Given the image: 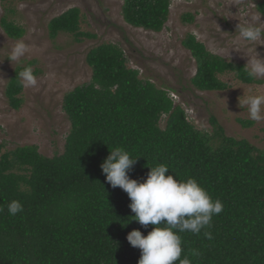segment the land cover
Listing matches in <instances>:
<instances>
[{"label":"trees","instance_id":"1","mask_svg":"<svg viewBox=\"0 0 264 264\" xmlns=\"http://www.w3.org/2000/svg\"><path fill=\"white\" fill-rule=\"evenodd\" d=\"M169 7V0H123L121 16L133 28L159 33ZM256 9L264 17V1ZM5 12L3 32L11 40L21 39L25 30L10 19L12 10ZM192 19L182 16L184 23ZM81 23L80 10L70 8L49 20L48 38L54 42L64 34L74 43L95 39L81 30ZM181 44L196 63L190 80L195 90H227L221 80L226 74L243 84H261L249 77L244 65L210 53L192 34ZM35 63L17 66L5 87L13 110L23 103L18 74ZM85 63L90 81L62 99L70 128L60 154L46 157L34 145L3 152L0 144V264H137L140 250L126 236L132 230L146 236L152 226L145 229L132 221L127 194L105 181L100 165L115 147L138 158L130 179L143 182L149 168L165 164L166 175L195 179L223 204V211L199 235L179 233L182 256L189 255L192 264H264V148L227 136L214 116L209 132L198 130L169 91L127 66L117 45L91 48ZM237 123L242 128L253 125L242 119ZM13 200L23 206L16 216L7 212ZM192 250L200 255L192 256Z\"/></svg>","mask_w":264,"mask_h":264},{"label":"rangeland","instance_id":"2","mask_svg":"<svg viewBox=\"0 0 264 264\" xmlns=\"http://www.w3.org/2000/svg\"><path fill=\"white\" fill-rule=\"evenodd\" d=\"M169 16L159 33L127 25L121 16L123 0H0V20L6 9L10 19L23 27L19 40H11L0 26V144L4 151L34 145L40 154L52 157L63 150L69 132V122L61 109L63 96L75 87L88 83L91 69L85 63L86 53L102 43L120 47L126 64L139 72L141 79L153 82L169 91L175 103L184 110L188 120L198 129L210 131V116H214L227 136L246 139L257 148H264V120L249 118L247 108L239 103L243 93L264 95L261 84L247 85L226 74L221 80L228 85L223 92H200L190 80L196 63L183 48L181 41L192 34L210 53L228 62L244 65L258 53L264 59V40L244 43L236 31L237 25H254L264 31V17L256 6L264 0H169ZM70 8L81 13V30L95 39L74 43L68 35H59L52 42L47 35V23ZM192 16L190 23L183 15ZM220 29V30H219ZM23 41L27 51L20 61L9 62L15 42ZM229 55V56H228ZM35 60L37 83L24 88L23 103L13 110L5 97V87L17 66ZM21 80V79H20ZM231 113V114H230ZM237 119L253 122L242 128ZM161 127L164 121H161Z\"/></svg>","mask_w":264,"mask_h":264},{"label":"clouds","instance_id":"3","mask_svg":"<svg viewBox=\"0 0 264 264\" xmlns=\"http://www.w3.org/2000/svg\"><path fill=\"white\" fill-rule=\"evenodd\" d=\"M236 31L246 44L264 40V31L254 25H237ZM26 51L27 45L17 41L7 60L10 63L20 61ZM252 51L254 55L246 64L249 66L248 75L251 78L264 77V59L258 58L255 48ZM18 75L24 88L34 87L37 83L31 66L24 67ZM240 98L239 103L247 108L251 120H264V95L250 93L245 97L243 93ZM137 159H133L124 148L115 147L100 165L105 181L112 188L122 189L130 199L128 207L134 213L132 221L145 229L152 226L146 236L139 230H132L126 236L127 242L140 250L137 264H192L189 255L182 256L179 233L199 235L211 226L213 217L223 211V204L219 199L213 200L195 179L179 181L172 174L166 175L169 169L165 164L149 168L143 182L130 179L128 173ZM3 211L4 208L0 207V212ZM22 211L19 201L13 200L7 205L10 216ZM204 235L212 238L209 232L205 231ZM191 255L199 256L200 253L192 250Z\"/></svg>","mask_w":264,"mask_h":264}]
</instances>
